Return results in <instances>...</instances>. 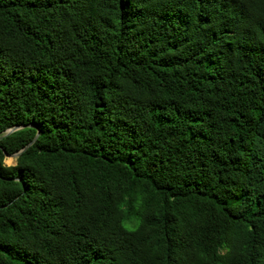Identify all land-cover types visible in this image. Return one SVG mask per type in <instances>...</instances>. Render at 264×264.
<instances>
[{"label": "trees", "instance_id": "16d2710c", "mask_svg": "<svg viewBox=\"0 0 264 264\" xmlns=\"http://www.w3.org/2000/svg\"><path fill=\"white\" fill-rule=\"evenodd\" d=\"M29 123L0 264H264V0H0V136Z\"/></svg>", "mask_w": 264, "mask_h": 264}, {"label": "water", "instance_id": "95a60500", "mask_svg": "<svg viewBox=\"0 0 264 264\" xmlns=\"http://www.w3.org/2000/svg\"><path fill=\"white\" fill-rule=\"evenodd\" d=\"M26 125H30V126H32V124H30V123H29V124H17V125H14V126H12V127L7 128V129L4 131V133L0 136V138H1L2 136L7 135V134H9V133H11V132H13V131H15V130H18V129H20V128L26 126ZM38 133H39V131H37L36 134H35V136L33 137V139H32L31 141H29V142H28L24 147H22L20 150H18L17 152L11 153V154L5 153V156H6V157H11L12 159H15L16 157H18L19 154H20L22 151H24L29 145H31V144L34 142V140H35L36 137L38 136Z\"/></svg>", "mask_w": 264, "mask_h": 264}, {"label": "rangeland", "instance_id": "374dc122", "mask_svg": "<svg viewBox=\"0 0 264 264\" xmlns=\"http://www.w3.org/2000/svg\"><path fill=\"white\" fill-rule=\"evenodd\" d=\"M5 163H7V164L14 163V159H12L11 157H6L5 158Z\"/></svg>", "mask_w": 264, "mask_h": 264}]
</instances>
